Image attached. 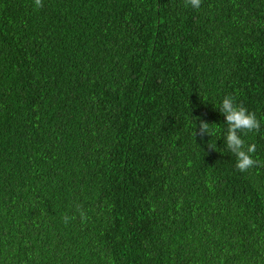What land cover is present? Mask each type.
I'll return each instance as SVG.
<instances>
[{
  "label": "trees",
  "instance_id": "1",
  "mask_svg": "<svg viewBox=\"0 0 264 264\" xmlns=\"http://www.w3.org/2000/svg\"><path fill=\"white\" fill-rule=\"evenodd\" d=\"M0 264H264V0H0Z\"/></svg>",
  "mask_w": 264,
  "mask_h": 264
},
{
  "label": "clouds",
  "instance_id": "2",
  "mask_svg": "<svg viewBox=\"0 0 264 264\" xmlns=\"http://www.w3.org/2000/svg\"><path fill=\"white\" fill-rule=\"evenodd\" d=\"M185 7H191L193 9H199L202 0H184ZM34 7L40 9L43 7V0H34ZM219 111L226 118L227 133L224 141L228 150L237 157L236 168L240 172H246L248 169L258 165V160L253 158L256 152V145L251 144L245 148V141L242 139L241 134L247 135L253 131L259 132L260 122L257 120L256 114L250 112L243 104H237L235 98L231 95L225 96L218 107ZM215 124H209L203 119L200 120L199 130L194 129L193 135L203 138L205 135L213 137L215 129L210 127ZM209 147L214 149L210 143ZM211 182L209 187H211ZM75 210L79 215L80 220L87 221L89 217L82 205L77 204ZM75 215H68L65 213L61 219L65 226H68L71 221L75 220Z\"/></svg>",
  "mask_w": 264,
  "mask_h": 264
}]
</instances>
